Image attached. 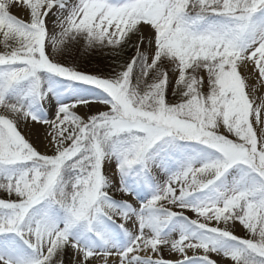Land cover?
Here are the masks:
<instances>
[{
  "label": "snow or ice",
  "instance_id": "obj_1",
  "mask_svg": "<svg viewBox=\"0 0 264 264\" xmlns=\"http://www.w3.org/2000/svg\"><path fill=\"white\" fill-rule=\"evenodd\" d=\"M67 2L0 0V264H264V0Z\"/></svg>",
  "mask_w": 264,
  "mask_h": 264
},
{
  "label": "rangeland",
  "instance_id": "obj_2",
  "mask_svg": "<svg viewBox=\"0 0 264 264\" xmlns=\"http://www.w3.org/2000/svg\"><path fill=\"white\" fill-rule=\"evenodd\" d=\"M72 3L73 0H68L65 9H61L56 16H53V19H56V17L60 15H66L67 10ZM67 47L68 50L63 52L61 55V60L65 64L78 66L83 71L93 74L108 75L113 72V68L111 66H107L106 63L110 52L108 49L94 48L90 52H83L82 42L81 44H77L75 46H73V44H69ZM41 77V92L45 93L46 97L51 98V101L57 105L61 103H69L77 99L90 100L100 98L98 95L100 90L92 85L68 81L64 78L45 73H42ZM45 105L46 101H40L39 98H37V100L32 103L31 110L34 111L40 119H48L53 115V110ZM41 128L42 126L32 130L34 141L43 139V132ZM185 151L191 152V149L185 148ZM146 198L147 196H145V199ZM42 214L43 210L36 213V218L38 219Z\"/></svg>",
  "mask_w": 264,
  "mask_h": 264
},
{
  "label": "trees",
  "instance_id": "obj_3",
  "mask_svg": "<svg viewBox=\"0 0 264 264\" xmlns=\"http://www.w3.org/2000/svg\"><path fill=\"white\" fill-rule=\"evenodd\" d=\"M128 52H131V49H127L125 55H127ZM116 59L117 58L113 57L109 52V55H108L107 60H106L107 66H111L114 70L116 68V65L113 63V61Z\"/></svg>",
  "mask_w": 264,
  "mask_h": 264
},
{
  "label": "bare ground",
  "instance_id": "obj_4",
  "mask_svg": "<svg viewBox=\"0 0 264 264\" xmlns=\"http://www.w3.org/2000/svg\"><path fill=\"white\" fill-rule=\"evenodd\" d=\"M46 111H48V110H46ZM189 215H191V216H192V218H195V215H194V214H189Z\"/></svg>",
  "mask_w": 264,
  "mask_h": 264
}]
</instances>
